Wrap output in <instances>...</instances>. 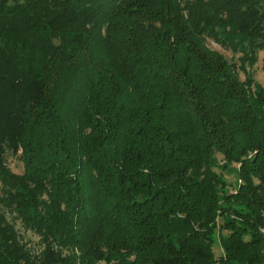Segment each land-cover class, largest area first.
Listing matches in <instances>:
<instances>
[{
    "label": "trees",
    "instance_id": "trees-1",
    "mask_svg": "<svg viewBox=\"0 0 264 264\" xmlns=\"http://www.w3.org/2000/svg\"><path fill=\"white\" fill-rule=\"evenodd\" d=\"M207 40L264 73V0H0V264H264V85Z\"/></svg>",
    "mask_w": 264,
    "mask_h": 264
},
{
    "label": "rangeland",
    "instance_id": "rangeland-1",
    "mask_svg": "<svg viewBox=\"0 0 264 264\" xmlns=\"http://www.w3.org/2000/svg\"><path fill=\"white\" fill-rule=\"evenodd\" d=\"M206 44L210 49L216 50L217 52L221 53L228 62L234 63L236 65V73L240 80L243 81L247 76H251L254 81L264 85V73L262 70V57H263L262 51L258 52L257 62L252 67H250L248 65L247 66L241 65V61L239 60V54H234L229 49H225L221 47L212 40H207ZM218 160H219L218 166L220 169L217 170H219L221 174L224 176V178L231 183L229 187H233V185H235L237 182V175H236L237 166L233 164L232 166L224 169L221 166V158L218 157ZM7 162L12 171L16 173L22 172L23 170L22 162L17 155L8 153ZM7 228L9 231H11L14 234V236L17 239L27 244V246L31 250L38 252L41 249V246L38 241V236L30 230H25L24 227L21 225V223L19 221L14 220L13 217H11L10 215L8 216L7 219ZM212 251L216 258L220 257L223 254V248L218 239L214 241L212 245ZM98 264H104V263L99 262Z\"/></svg>",
    "mask_w": 264,
    "mask_h": 264
}]
</instances>
